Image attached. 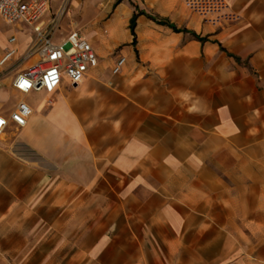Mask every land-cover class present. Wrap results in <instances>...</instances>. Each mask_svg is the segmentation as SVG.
<instances>
[{"label": "crops", "instance_id": "crops-1", "mask_svg": "<svg viewBox=\"0 0 264 264\" xmlns=\"http://www.w3.org/2000/svg\"><path fill=\"white\" fill-rule=\"evenodd\" d=\"M134 1L185 30L142 14L134 43L135 8L114 3L79 85L0 94V114L32 108L0 132V264L40 252L24 223H58L66 247L74 191L85 206L90 189L114 224L81 235L100 264H264V0H225L215 23L182 0Z\"/></svg>", "mask_w": 264, "mask_h": 264}, {"label": "rangeland", "instance_id": "rangeland-1", "mask_svg": "<svg viewBox=\"0 0 264 264\" xmlns=\"http://www.w3.org/2000/svg\"><path fill=\"white\" fill-rule=\"evenodd\" d=\"M49 6L45 14L46 19H56L59 30L67 33L72 29H80L87 34L88 37L100 35V27L106 22V16L101 17V9L108 7L109 11L114 9V3L117 0L110 1L109 6L100 2V0H48ZM184 3V0H182ZM131 8L138 7L134 0H122ZM225 2V0H224ZM185 5V3H184ZM186 6V5H185ZM139 8V7H138ZM161 17L160 15H155ZM201 22H212L204 16ZM216 17V21L223 20L224 13L210 15ZM10 28H14L20 33H13L18 39V52L5 65H0V94L9 95L10 99L18 100V93L13 87V81L18 72L27 69L34 64L36 38L33 31L27 26H12L8 25L0 19V48L2 49L1 57L3 56L8 44V39L11 36ZM0 57V59H1ZM10 111L13 109L9 108ZM8 109V110H9ZM9 111V112H10ZM96 189L89 190V204L81 206L76 204V196H79L80 190L74 191L73 205V221L71 223L73 230L72 239H68L67 246H64V239L60 237L58 232V223L52 222H36L24 223L27 227L31 226L30 235H34L35 239L32 242L40 241V252L38 247L32 245L24 255L18 257H8L14 263L22 264H100V254H97L94 248H85L81 246L83 238L81 235L88 234L96 238L100 236V226L108 231H112L113 223L100 222V206L96 204ZM83 210V216L79 213ZM119 225V223H116ZM36 236H39L36 237ZM100 238V237H99ZM98 238V239H99ZM71 240V242H70ZM39 245V244H35ZM37 252L34 253V251Z\"/></svg>", "mask_w": 264, "mask_h": 264}, {"label": "built area", "instance_id": "built-area-1", "mask_svg": "<svg viewBox=\"0 0 264 264\" xmlns=\"http://www.w3.org/2000/svg\"><path fill=\"white\" fill-rule=\"evenodd\" d=\"M184 3L213 23L216 17L210 15L217 14L225 7L224 0H184ZM48 6V0H0V19L8 25L29 27L36 38L37 61L18 72L13 81V87L22 94L54 93L64 82L77 86L89 70L99 63L86 33L76 28L67 33L60 31L56 19L45 18ZM17 52V36L11 35L0 65L9 62ZM126 62L127 58L120 55L112 67V73L119 74ZM31 113V106L24 100L19 101L8 115L0 114V132L10 123L23 127Z\"/></svg>", "mask_w": 264, "mask_h": 264}, {"label": "trees", "instance_id": "trees-1", "mask_svg": "<svg viewBox=\"0 0 264 264\" xmlns=\"http://www.w3.org/2000/svg\"><path fill=\"white\" fill-rule=\"evenodd\" d=\"M121 1H122V0H117V1L115 2V6L118 5ZM142 14L147 15L150 19H153V20H155V21L158 22V23H161V24H165V25L170 26V27H171L172 29H174L175 31H183V30H185V29L178 28L174 23H171V22H170L168 19H166V18H162V17H158V16H155V15L148 14V13H146L145 11H143V10H139L138 7H136L135 10H134V13H133V15H132V17H131V19H130V24H129V28H130V30H131L133 36H134V41H133L134 43H135V41H136V40H135V38H136L135 28H136V24H137V18H138L139 15H142ZM193 34H194L195 37H197V38H199V39H201V40H204V39H205V38H203V37H200L198 34H196V33H194V32H193ZM236 59L239 60L238 57H236Z\"/></svg>", "mask_w": 264, "mask_h": 264}, {"label": "bare ground", "instance_id": "bare-ground-1", "mask_svg": "<svg viewBox=\"0 0 264 264\" xmlns=\"http://www.w3.org/2000/svg\"><path fill=\"white\" fill-rule=\"evenodd\" d=\"M38 57L35 56V60H37Z\"/></svg>", "mask_w": 264, "mask_h": 264}]
</instances>
